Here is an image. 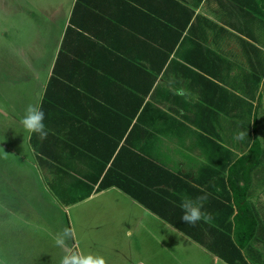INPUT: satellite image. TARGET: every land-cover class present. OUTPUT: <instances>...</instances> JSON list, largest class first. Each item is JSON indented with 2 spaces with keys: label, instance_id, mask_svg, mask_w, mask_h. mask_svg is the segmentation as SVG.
<instances>
[{
  "label": "crops",
  "instance_id": "obj_1",
  "mask_svg": "<svg viewBox=\"0 0 264 264\" xmlns=\"http://www.w3.org/2000/svg\"><path fill=\"white\" fill-rule=\"evenodd\" d=\"M260 71L261 0H0V222L17 231L0 239L20 244L1 259L59 264L53 237L67 227L73 251L108 264H229L214 240L195 241L163 215L207 193L212 219L196 230L228 227L237 213L229 173L251 146L242 120L259 104L262 84L251 75ZM37 101L43 140L20 122ZM256 134L247 260L264 264ZM123 177L147 189L146 203L118 187Z\"/></svg>",
  "mask_w": 264,
  "mask_h": 264
},
{
  "label": "trees",
  "instance_id": "obj_2",
  "mask_svg": "<svg viewBox=\"0 0 264 264\" xmlns=\"http://www.w3.org/2000/svg\"><path fill=\"white\" fill-rule=\"evenodd\" d=\"M261 1L264 2V0ZM251 76L255 82L262 84L258 97L259 104L256 107L264 109V71L252 74ZM242 121V127L250 134L252 139L248 153L243 154L235 160L229 173L234 175V186L232 190L234 192V203L237 208V213L233 214L232 212L228 214V227L221 230L212 228L209 232L204 233V230H196V225L185 223L181 219L182 210L180 209H177L176 212L169 209L170 215H163L176 229L195 241H199L198 239L201 234L203 237L214 240V246L210 244V249L229 264H249L247 258L248 251L251 249L248 248V244L257 233V222L247 202V192L251 183L252 173L258 168V160L261 155L260 140L256 134L258 120L254 114L251 124H249L248 120ZM159 170L164 171V174H169L162 166H159ZM117 185L125 193L132 196V198L146 203L139 190L141 188L147 189L142 184H137L133 178L123 177V182L117 183ZM150 207L156 209L153 206ZM157 211L160 213L159 210Z\"/></svg>",
  "mask_w": 264,
  "mask_h": 264
},
{
  "label": "clouds",
  "instance_id": "obj_3",
  "mask_svg": "<svg viewBox=\"0 0 264 264\" xmlns=\"http://www.w3.org/2000/svg\"><path fill=\"white\" fill-rule=\"evenodd\" d=\"M46 114L39 101L29 103L24 115L21 119L23 129L31 136L37 135L41 140L46 139L49 131L45 124ZM244 133L238 135V139H243ZM208 199V194L204 193L195 199H185L180 207L183 210L181 219L191 225L197 224V222L204 221L209 222L212 219L210 213L203 211L204 201ZM75 232L72 228H64L57 232L53 239L55 246L61 250V257L59 264H108L107 258L94 252L73 251L69 247L68 241L73 239Z\"/></svg>",
  "mask_w": 264,
  "mask_h": 264
},
{
  "label": "rangeland",
  "instance_id": "obj_4",
  "mask_svg": "<svg viewBox=\"0 0 264 264\" xmlns=\"http://www.w3.org/2000/svg\"><path fill=\"white\" fill-rule=\"evenodd\" d=\"M20 12H21V10H20ZM16 16H19V15H16ZM253 40H254V44H258L259 43V40L257 38L253 39ZM251 48L254 49V50L256 49L255 47H252V46H251ZM2 88L4 90H6V88H4V87H2ZM241 90L242 89H236V90H234V92L236 94H239ZM235 93H234V95L236 96ZM256 105L254 106V109H253L254 112L252 113V116H248V115H246V116L248 117L249 124H251L252 118H253V116L255 114V116H256V118L258 120L256 133H259V136L263 137V134H264V120L262 121V113H264V109H259L260 107L257 108ZM255 111H257V112H255ZM263 119H264V115H263ZM234 130L235 131H239L241 129H240L239 125L234 123ZM263 142H264V140H263ZM8 228L14 234L17 232L16 229L13 228L12 224H8L7 225V222H0V234L10 233L7 230ZM18 246H20L19 243H15V245H6V243L2 242V239H0V264H9L8 262H6L3 259H1L2 255H4L5 253H8L9 251H10V255L13 254L14 252L19 250Z\"/></svg>",
  "mask_w": 264,
  "mask_h": 264
}]
</instances>
